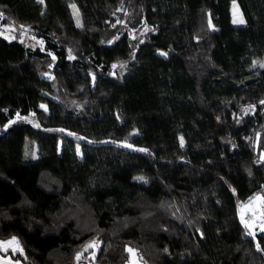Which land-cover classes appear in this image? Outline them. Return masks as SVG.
I'll use <instances>...</instances> for the list:
<instances>
[{"label":"trees","instance_id":"obj_1","mask_svg":"<svg viewBox=\"0 0 264 264\" xmlns=\"http://www.w3.org/2000/svg\"><path fill=\"white\" fill-rule=\"evenodd\" d=\"M72 1L79 26L69 0H0L19 25L0 34V125L17 114L0 130V238L24 249L7 253L264 264L237 213L264 188V0H236L243 24L230 0Z\"/></svg>","mask_w":264,"mask_h":264},{"label":"rangeland","instance_id":"obj_2","mask_svg":"<svg viewBox=\"0 0 264 264\" xmlns=\"http://www.w3.org/2000/svg\"><path fill=\"white\" fill-rule=\"evenodd\" d=\"M68 4H69L70 12H71V15H72L73 23L78 25L76 16L73 14L74 10L71 7V5H73L75 3H74V1L69 0ZM234 5H235V7H238V5L236 3V0H230L229 9H230V15H231V22H233ZM75 6H76V4H75ZM76 10H78L77 6H76ZM239 11H240V9H239ZM240 14H241V12H240ZM79 21H80V18H79ZM16 26H19V25L13 24V23H1L0 22V33H3L2 35L6 36V37H12V36H14L13 32H14ZM12 30H13V32H12ZM24 37H27L26 40L27 39L28 40L32 39V41H31L32 43L41 44V39L39 37L34 36L33 34H31L28 31L24 32ZM18 38L21 39L22 37L18 36ZM16 116H17V114H14L13 117L8 119L5 123L1 124L0 125V130L4 127V125L8 121H10L12 118H15ZM22 151H23V157L24 158L35 156V154H36V143H35V141L28 140V138H25L23 140V150ZM257 195H259L261 197H264V188L262 190L258 191V192L253 193L252 195H250L246 199L240 200L238 202L237 213H238L240 221H241V218H240V206L248 204L249 201H250V198H254ZM254 213H255V216L260 217V219H256L255 224H254V226L252 228H246L245 225L242 222L241 223L244 226L245 233L248 234L249 232H252V233H254V235H250V236H252L253 238H256L257 234H264V231H261V229H260V224L264 223V217L261 216V214L264 213V202H261L258 205L253 203V206L251 208L245 210V218L248 219V220H252ZM13 236L14 235L11 234V235H9L7 237L0 238V241H7V240L11 239ZM127 247L133 248L132 246H129V245H127L126 248ZM9 249H11V248H9ZM136 258L139 261V264H142L141 260L137 256V254H136ZM128 260H129V253L127 255V258L121 264H127ZM17 262H19V264H23L19 259H14L11 256H9L8 254H6L4 251H0V264H17Z\"/></svg>","mask_w":264,"mask_h":264},{"label":"snow or ice","instance_id":"obj_3","mask_svg":"<svg viewBox=\"0 0 264 264\" xmlns=\"http://www.w3.org/2000/svg\"><path fill=\"white\" fill-rule=\"evenodd\" d=\"M42 2V0H41ZM71 7L74 10V15L76 16L77 19V24L79 26V12L78 10H76V6L75 4L71 5ZM233 23L235 24H243L244 23V19L243 16L240 14L239 8L235 7L234 5V10H233ZM23 27V26H22ZM209 27H212V22L211 20H209ZM3 34V33H0ZM42 43V42H41ZM69 58H72L71 56ZM259 63L260 67H264V62H260V61H254V65ZM115 67V66H114ZM261 104H264V101L260 102ZM42 108H45L46 110V106L45 105H41ZM254 106H248L247 108L244 109V112L247 113L248 111L252 110ZM19 116V114H18ZM20 119H25L24 117H19ZM11 123V121H10ZM63 131V130H61ZM181 145H183V138H181ZM127 147H131V145H126ZM77 151L79 152V149H77ZM142 151H146L143 150ZM261 159L264 160V155L261 156ZM136 179L138 180H143V177H137ZM261 202H264V197H261L259 195L255 196L254 198H250V201L248 204L246 205H241L240 206V218H241V222L245 225L246 228H252L255 224L256 219H260V217L255 216V213L253 214V219L252 220H248L245 218V210L249 209L253 206V203H255L256 205L260 204ZM262 217H264V213L261 214ZM260 229L261 231H264V223L260 224ZM249 235H254V233L249 232ZM93 247H98V243L97 242H92L88 245L85 246V249L87 248H93ZM257 247L259 248V245H257ZM11 248L13 250V252H20L21 254H23V247L21 246V242L18 240L17 237L13 236L11 239L7 240V241H0V251H4L7 252L8 249ZM126 251L129 253V260L127 262V264H139V261L136 258V250H134L131 247H127ZM81 258V253H77L76 259H80ZM17 264H19V262H17Z\"/></svg>","mask_w":264,"mask_h":264},{"label":"crops","instance_id":"obj_4","mask_svg":"<svg viewBox=\"0 0 264 264\" xmlns=\"http://www.w3.org/2000/svg\"><path fill=\"white\" fill-rule=\"evenodd\" d=\"M6 254H8L7 252H5ZM9 255V254H8ZM10 256V255H9ZM14 259H16V258H14Z\"/></svg>","mask_w":264,"mask_h":264}]
</instances>
